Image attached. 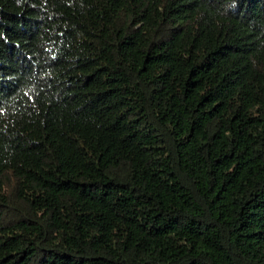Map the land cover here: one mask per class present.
<instances>
[{"label": "trees", "instance_id": "16d2710c", "mask_svg": "<svg viewBox=\"0 0 264 264\" xmlns=\"http://www.w3.org/2000/svg\"><path fill=\"white\" fill-rule=\"evenodd\" d=\"M0 264H264V0H0Z\"/></svg>", "mask_w": 264, "mask_h": 264}]
</instances>
